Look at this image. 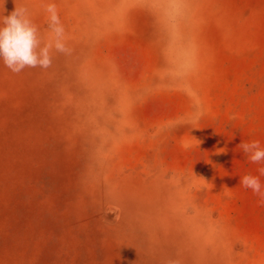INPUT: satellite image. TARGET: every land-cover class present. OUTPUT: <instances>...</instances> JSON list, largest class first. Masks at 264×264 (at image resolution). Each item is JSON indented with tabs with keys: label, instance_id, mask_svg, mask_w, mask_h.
Returning a JSON list of instances; mask_svg holds the SVG:
<instances>
[{
	"label": "rangeland",
	"instance_id": "1",
	"mask_svg": "<svg viewBox=\"0 0 264 264\" xmlns=\"http://www.w3.org/2000/svg\"><path fill=\"white\" fill-rule=\"evenodd\" d=\"M48 4L70 52L0 61V264H264V160L239 147L264 149V0H0V17L27 8L43 45Z\"/></svg>",
	"mask_w": 264,
	"mask_h": 264
},
{
	"label": "clouds",
	"instance_id": "2",
	"mask_svg": "<svg viewBox=\"0 0 264 264\" xmlns=\"http://www.w3.org/2000/svg\"><path fill=\"white\" fill-rule=\"evenodd\" d=\"M45 10L49 13L48 26L54 39L43 45L27 8L15 7L11 14L0 17V61L13 73L18 74L25 68L48 69L52 65L53 49L59 53L70 52L64 42V28L56 14L55 5L48 4ZM232 118L235 119L234 116ZM239 147L252 163L264 160V149L260 148L259 141L241 142ZM259 171L264 174V168ZM240 183L245 188H251L254 193H260L261 185L257 177L246 175ZM170 264L177 262L172 261Z\"/></svg>",
	"mask_w": 264,
	"mask_h": 264
}]
</instances>
